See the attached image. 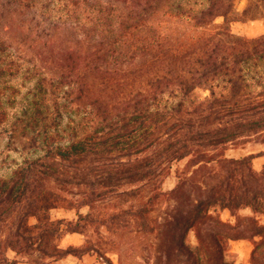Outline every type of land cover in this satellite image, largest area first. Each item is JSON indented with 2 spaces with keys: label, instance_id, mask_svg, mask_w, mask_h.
Wrapping results in <instances>:
<instances>
[{
  "label": "trees",
  "instance_id": "16d2710c",
  "mask_svg": "<svg viewBox=\"0 0 264 264\" xmlns=\"http://www.w3.org/2000/svg\"><path fill=\"white\" fill-rule=\"evenodd\" d=\"M121 1L72 0L93 10L67 23L95 44L63 54L57 72L23 70L0 29V137L28 153L0 172V264L83 256L62 238L101 227L158 231L162 264H236L238 239L264 264V167L253 164L264 149L230 154L264 146V34L231 28L264 0L242 11L236 0Z\"/></svg>",
  "mask_w": 264,
  "mask_h": 264
},
{
  "label": "rangeland",
  "instance_id": "374dc122",
  "mask_svg": "<svg viewBox=\"0 0 264 264\" xmlns=\"http://www.w3.org/2000/svg\"><path fill=\"white\" fill-rule=\"evenodd\" d=\"M101 1L115 5L119 11L125 8V3L121 0ZM247 1L236 0L237 8L242 11ZM92 10L90 3L79 7L73 5L72 0H0V29H5L7 40L13 44L18 55L21 56L23 70L32 68L33 71H43L47 68V72L51 69L57 72L54 63L63 54L74 50L85 55L94 46L95 42H85L84 37L77 33L70 23H67L71 19L74 20L72 24L85 20ZM251 12L257 14L256 9ZM240 16L242 19L231 22L234 33L248 38L264 34V10L259 11V16L255 19H249L245 15ZM223 21V18L218 19V22ZM18 82L24 84L25 80L20 79ZM200 94L207 95L209 91L200 90ZM7 143L8 138L1 136L0 172L3 174L9 170L10 166H16L15 162H21L28 155L27 151L22 148L10 150L7 148ZM263 149V145L253 144L243 151L232 150L230 154L240 156L243 153H257ZM253 164L257 170H261L264 167V156L254 158ZM107 202L115 204L117 200L110 197ZM167 207L168 203H164L162 209L156 206L153 216H162V211H165ZM89 210L88 206L81 207L79 210L56 208L52 210V217L75 220L78 217V211L88 213ZM221 216L224 220L235 221V217H232L229 210H224ZM261 221L264 222V216L261 217ZM157 223L156 221L155 224ZM158 243V231L149 233L132 230L110 232L101 227V229L93 228L87 234L67 233L60 242L62 248L72 246L80 248L78 253L81 251H88V253L78 257L70 255L53 264H162L158 263ZM230 248L233 254L232 259L236 264H249L253 252L251 240H232ZM100 249L101 252H97Z\"/></svg>",
  "mask_w": 264,
  "mask_h": 264
}]
</instances>
